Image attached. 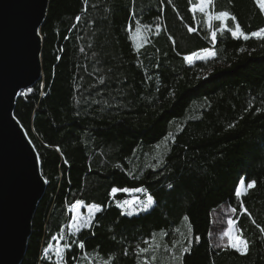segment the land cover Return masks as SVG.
I'll return each instance as SVG.
<instances>
[{
  "label": "trees",
  "instance_id": "16d2710c",
  "mask_svg": "<svg viewBox=\"0 0 264 264\" xmlns=\"http://www.w3.org/2000/svg\"><path fill=\"white\" fill-rule=\"evenodd\" d=\"M197 4L49 0L42 77L14 107L46 181L21 264H56L55 248L44 249L61 230L60 245L71 247L60 264H264V39L208 23V13L227 11L236 18L227 27L250 34L264 27V13L256 0H212L206 12L191 11ZM204 49L215 58L183 59ZM122 189L135 193L133 202L152 195L153 206L124 214ZM77 200L82 210L99 207L89 227L72 230ZM221 205L236 210L246 255L213 247ZM189 228L190 251L181 255Z\"/></svg>",
  "mask_w": 264,
  "mask_h": 264
},
{
  "label": "water",
  "instance_id": "95a60500",
  "mask_svg": "<svg viewBox=\"0 0 264 264\" xmlns=\"http://www.w3.org/2000/svg\"><path fill=\"white\" fill-rule=\"evenodd\" d=\"M49 0H0V264H21L46 186L37 150L14 115L42 77L40 27Z\"/></svg>",
  "mask_w": 264,
  "mask_h": 264
},
{
  "label": "snow or ice",
  "instance_id": "6c2138e0",
  "mask_svg": "<svg viewBox=\"0 0 264 264\" xmlns=\"http://www.w3.org/2000/svg\"><path fill=\"white\" fill-rule=\"evenodd\" d=\"M199 3V11L200 12H205L206 9V5H209L212 3V0H198ZM256 4L258 5L259 9L261 10L262 13H264V0H256ZM191 11H195V7H191L190 8ZM216 19V20H220L221 23V31L222 30H227L228 32L231 33V36L234 38H239V37H243L244 39H249V38H257V39H264V27L259 28L256 31H252L250 34L244 33L241 28L240 25L237 23L235 25V28H230L227 27L226 23H224V21H226L227 19H232L235 20L236 18L234 16H231V14L227 11H219L218 13H215L214 15L212 13H208V23H209V27L211 28V20L212 19ZM76 20L79 21L80 17L77 16ZM159 27V26H157ZM196 29L189 27L188 31L189 32H193ZM141 32V26H137L136 28V33L139 34ZM210 37L212 39L213 42L216 41L217 38V31L213 30L210 32ZM204 52H206L208 54L207 57L205 56H200L198 55V53H191L189 55H185L183 57V59L185 61H187L189 64L193 63L194 59H199L201 61H206L209 57L210 58H215V52L210 50V49H204ZM59 58V57H58ZM28 92H32V89H27ZM20 95H23V93H20ZM257 111H259V109H257ZM229 127H232V125H229ZM59 150V149H58ZM163 162L162 157L159 158L157 160L156 165H154V167L159 166L161 163ZM244 184V179H242L239 184L235 187V195L237 197H240L243 193H242V188L241 186ZM256 185V181H250L247 184V189H252L254 186ZM172 185H169V188H171ZM123 191H129L128 189H122ZM111 191L113 193H115L117 191V188L113 187L111 189ZM135 191L140 192V191H144V189L141 188H137L135 189ZM82 202L80 200L75 201L74 204L71 205L72 208H75L77 205H80ZM125 205H132L134 204L136 207L137 212L140 211H148L150 207L153 206L154 200H153V196L152 195H147V198L145 200H139L137 199L135 202L133 201H128L125 200L123 202ZM92 207H99V206H92ZM102 210V209H101ZM232 212H235V209H231ZM245 211H247V209H245ZM128 216L133 215L134 213L132 211H127L126 213H124ZM186 219V217H185ZM78 220V218L73 215L72 216V221L73 223L69 225L70 229L71 228H76L77 230H79V228L81 227H89L90 226V221L88 220H82L80 221L79 224L75 223ZM253 223H255V221H253ZM228 224L231 226L233 224V221L231 219L228 220ZM257 227H259V225H257ZM262 231H264V229H262ZM65 233L63 232V230H61V233L58 235V237H54L53 239H55L57 241L56 243V252L57 255L59 256L62 252V248H68L71 247V244H64L63 246L60 245L59 241L60 240H64L65 239ZM67 235H71V232H69ZM224 235H229L228 232H225ZM196 239H199L198 237ZM188 245L189 247H181L180 248V253L181 255H183V253L190 251V246L192 244V239H191V228H189V237H188ZM147 243V241H146ZM248 244L249 242L242 238L241 236H236V237H232L229 240V245L231 248L235 249L237 252L241 253L242 255H246L248 253ZM53 247L52 244H49L47 248L44 249L45 253L47 254L49 249H51ZM79 247L80 248H84L85 245L83 242L79 243ZM148 251V248H139V253H145Z\"/></svg>",
  "mask_w": 264,
  "mask_h": 264
},
{
  "label": "rangeland",
  "instance_id": "374dc122",
  "mask_svg": "<svg viewBox=\"0 0 264 264\" xmlns=\"http://www.w3.org/2000/svg\"><path fill=\"white\" fill-rule=\"evenodd\" d=\"M208 6L209 5H206L205 12L207 11ZM195 10L199 11V3L195 6ZM197 53L200 56H205V57L208 56V54L204 51H199ZM194 60H197V59H194ZM241 188H242V193H244L246 187L244 185H242ZM125 193L128 194V196L125 197L124 201L125 200H128V201H134L135 200V198H134L135 193H131L129 191L125 192ZM146 198H147V196H145L143 199L136 197V200L137 199L145 200ZM123 202H121L119 204L122 207V209L126 210V211L131 210L132 205H125ZM70 210H71V221H70V223L71 224L73 223L72 216L75 215L78 218V220L75 223L79 224L80 221H82V220L90 221L92 214L96 210V207L89 206V207H85L82 210L81 206L78 205V208H77V206L75 208L71 207ZM132 212L138 213L135 205H134V208L132 209ZM229 219H231L233 221V224L231 226L228 224ZM235 224H236V220L234 219V212L231 211V208L229 206L221 205L220 207H218L217 209H215L213 211L212 227H211V232H210V240H211L213 247H215V248H231L229 245L230 238L236 237L239 235ZM75 229L76 228H72V230H75ZM225 232H228L229 235H224ZM53 247L55 248V255L58 259L56 264H60V261H59L60 255L59 256L57 255L56 244ZM231 249H233V248H231Z\"/></svg>",
  "mask_w": 264,
  "mask_h": 264
}]
</instances>
